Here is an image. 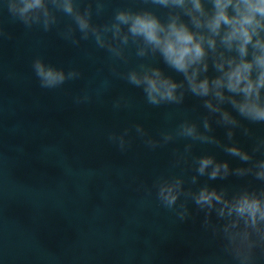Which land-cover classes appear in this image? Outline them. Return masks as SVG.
Wrapping results in <instances>:
<instances>
[{
	"label": "water",
	"instance_id": "1",
	"mask_svg": "<svg viewBox=\"0 0 264 264\" xmlns=\"http://www.w3.org/2000/svg\"><path fill=\"white\" fill-rule=\"evenodd\" d=\"M148 6L143 0H108L93 22H108L119 8ZM165 12L158 10L161 16ZM58 16V25L43 32L12 22L6 9L0 12V24L12 36L0 41V264H231L192 201L189 217L179 220L156 198L157 177L193 174L190 160L173 166L174 153L186 141L150 150L133 132L131 149L122 153L107 140L110 132L137 123L158 138L161 129H172L186 117L199 120L204 114L200 101L189 96L179 107L148 105L141 90L112 73L113 67L127 72L141 62L134 46L127 50V64L113 61L92 40L75 47L58 35L70 18ZM36 57L79 68L83 77L58 89H41L31 68ZM83 89L94 100L76 105L73 97ZM119 97L131 106L114 112L111 104ZM251 127L264 136V125ZM213 128V135L227 142L226 130ZM236 139L250 150L252 141L239 130ZM194 153L243 166L212 145H198ZM205 182L233 189L259 186L252 177H201L199 183Z\"/></svg>",
	"mask_w": 264,
	"mask_h": 264
},
{
	"label": "clouds",
	"instance_id": "2",
	"mask_svg": "<svg viewBox=\"0 0 264 264\" xmlns=\"http://www.w3.org/2000/svg\"><path fill=\"white\" fill-rule=\"evenodd\" d=\"M143 2L150 6L116 9L103 24L94 23L93 15L101 16L108 0H3L0 12L6 9L12 22L43 32L56 27L58 14H63L71 23L58 32L62 39L75 47L92 40L113 61L127 64V50L134 46L141 62L127 72L113 67L112 73L141 90L152 107H179L189 96L198 99L204 109L199 120L186 117L172 129H161L158 138L137 123L110 132L107 140L122 153L131 149L133 132L150 150L186 141L183 150L174 153L173 166L190 160L193 174L157 177L153 185L157 200L179 220L189 217L188 202L192 201L204 213L203 227L221 242V251L231 264H259L264 258V136H257L251 125H264V0ZM158 10H166L164 16ZM11 38L0 24V41ZM31 68L44 90L83 77L79 68L57 67L42 57H36ZM93 100L86 89L73 97L76 105ZM130 106L124 97L111 104L114 112ZM171 118V113L166 114V119ZM213 124L226 130L227 142L213 135ZM237 130L252 141L250 150L237 141ZM198 145L215 146L243 166L233 168L214 154L196 155ZM230 176L252 177L259 186L243 184L233 189L199 183L201 177L223 181Z\"/></svg>",
	"mask_w": 264,
	"mask_h": 264
}]
</instances>
